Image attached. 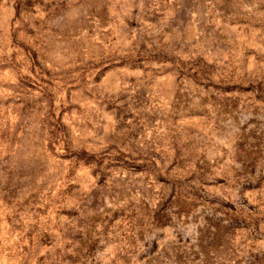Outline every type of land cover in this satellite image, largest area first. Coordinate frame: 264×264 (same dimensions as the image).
I'll list each match as a JSON object with an SVG mask.
<instances>
[{"label":"rangeland","instance_id":"obj_1","mask_svg":"<svg viewBox=\"0 0 264 264\" xmlns=\"http://www.w3.org/2000/svg\"><path fill=\"white\" fill-rule=\"evenodd\" d=\"M0 264H264V0H0Z\"/></svg>","mask_w":264,"mask_h":264}]
</instances>
